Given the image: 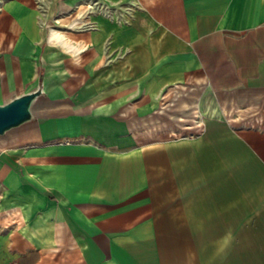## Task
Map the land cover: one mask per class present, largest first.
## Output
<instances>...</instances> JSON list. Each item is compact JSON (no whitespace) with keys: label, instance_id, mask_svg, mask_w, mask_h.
<instances>
[{"label":"crops","instance_id":"1","mask_svg":"<svg viewBox=\"0 0 264 264\" xmlns=\"http://www.w3.org/2000/svg\"><path fill=\"white\" fill-rule=\"evenodd\" d=\"M0 264H264V0H0Z\"/></svg>","mask_w":264,"mask_h":264},{"label":"water","instance_id":"2","mask_svg":"<svg viewBox=\"0 0 264 264\" xmlns=\"http://www.w3.org/2000/svg\"><path fill=\"white\" fill-rule=\"evenodd\" d=\"M40 81L34 88L0 103V137L37 121L34 107L43 96Z\"/></svg>","mask_w":264,"mask_h":264},{"label":"rangeland","instance_id":"3","mask_svg":"<svg viewBox=\"0 0 264 264\" xmlns=\"http://www.w3.org/2000/svg\"><path fill=\"white\" fill-rule=\"evenodd\" d=\"M15 130L9 132L7 135H5L4 137H0V141L6 139L10 134H12Z\"/></svg>","mask_w":264,"mask_h":264}]
</instances>
